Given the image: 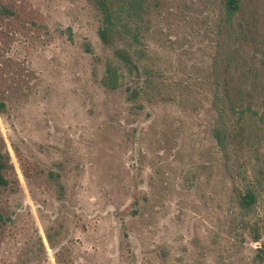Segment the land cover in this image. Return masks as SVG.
Returning a JSON list of instances; mask_svg holds the SVG:
<instances>
[{"label": "rangeland", "instance_id": "374dc122", "mask_svg": "<svg viewBox=\"0 0 264 264\" xmlns=\"http://www.w3.org/2000/svg\"><path fill=\"white\" fill-rule=\"evenodd\" d=\"M228 1L138 0L111 48L92 0H0V264H264V0Z\"/></svg>", "mask_w": 264, "mask_h": 264}, {"label": "trees", "instance_id": "16d2710c", "mask_svg": "<svg viewBox=\"0 0 264 264\" xmlns=\"http://www.w3.org/2000/svg\"><path fill=\"white\" fill-rule=\"evenodd\" d=\"M98 7L99 11L103 15L102 26L99 28L98 34L105 46L114 48L112 31L115 27V20L121 18L122 13L132 14L134 13V5L138 0H127L123 3V7L119 11L112 9L109 1L107 0H92ZM239 0H229L228 8L231 12H236L239 10ZM115 54L119 61L128 66L130 69H135V63L130 55V53L124 49H115ZM112 73V72H111ZM114 75L116 71L113 72ZM130 98L134 99L138 93L134 89L129 90ZM4 104L0 103V111L3 109ZM13 170L11 164V159L7 153L0 151V192L3 188L9 185L7 174ZM256 202V197L252 191H247L244 194L240 195V205L241 208L249 211L254 207ZM3 220V216L0 214V221ZM256 242H259V237L255 238Z\"/></svg>", "mask_w": 264, "mask_h": 264}]
</instances>
